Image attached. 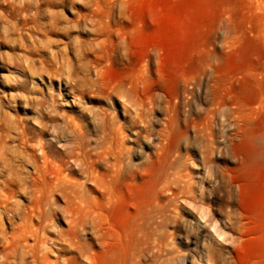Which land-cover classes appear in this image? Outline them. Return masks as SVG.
<instances>
[{"label":"bare ground","instance_id":"6f19581e","mask_svg":"<svg viewBox=\"0 0 264 264\" xmlns=\"http://www.w3.org/2000/svg\"><path fill=\"white\" fill-rule=\"evenodd\" d=\"M233 29L223 19L167 92H146L143 74L121 85L88 77L84 91L103 103L47 106L51 140L4 128L2 148L21 140L19 163L3 158L5 184L18 171L28 202L2 232L0 264H264L243 255L264 210L249 199L264 164V120L255 125L256 107L232 97L220 74ZM156 106L163 117L145 120ZM193 235L200 248H190ZM217 236L233 247H217Z\"/></svg>","mask_w":264,"mask_h":264},{"label":"rangeland","instance_id":"374dc122","mask_svg":"<svg viewBox=\"0 0 264 264\" xmlns=\"http://www.w3.org/2000/svg\"><path fill=\"white\" fill-rule=\"evenodd\" d=\"M223 19L234 27L235 45L224 51L220 74L232 97L256 107L258 125L264 120V0H0V133L10 128L16 134V126H26L32 135L51 140L53 115L47 106L79 111L103 103L84 91L88 77L100 75L103 84L121 85L143 74L149 76L141 83L146 92H167ZM123 99L117 96L116 106L126 119ZM155 110L145 120L163 117L158 106ZM34 142L27 143L29 150ZM8 145L2 148L0 141V243L11 218L17 219L18 205L28 202L18 171L11 174L15 182L5 184L10 174L3 158L19 163L15 148L21 140ZM25 170L31 166L25 164ZM249 191L250 202L264 207V164ZM184 212L200 216L198 207L187 205ZM252 225L259 231L242 245L244 260L264 262V210ZM192 237L190 248H200L202 237ZM218 238L224 244L213 238L217 247H233Z\"/></svg>","mask_w":264,"mask_h":264}]
</instances>
